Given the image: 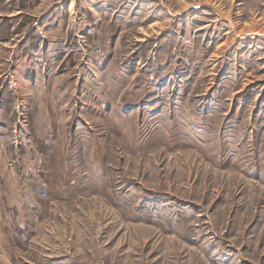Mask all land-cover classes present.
<instances>
[{"label": "rangeland", "instance_id": "rangeland-1", "mask_svg": "<svg viewBox=\"0 0 264 264\" xmlns=\"http://www.w3.org/2000/svg\"><path fill=\"white\" fill-rule=\"evenodd\" d=\"M0 264H264V0H0Z\"/></svg>", "mask_w": 264, "mask_h": 264}]
</instances>
